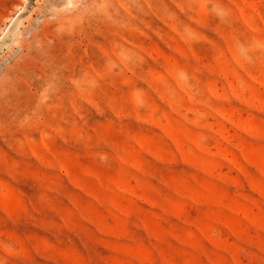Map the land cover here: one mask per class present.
I'll list each match as a JSON object with an SVG mask.
<instances>
[{"label": "rangeland", "instance_id": "1", "mask_svg": "<svg viewBox=\"0 0 264 264\" xmlns=\"http://www.w3.org/2000/svg\"><path fill=\"white\" fill-rule=\"evenodd\" d=\"M0 264H264V0H0Z\"/></svg>", "mask_w": 264, "mask_h": 264}]
</instances>
